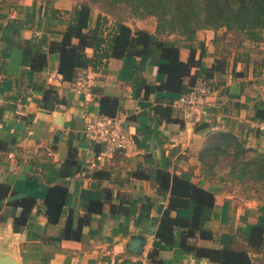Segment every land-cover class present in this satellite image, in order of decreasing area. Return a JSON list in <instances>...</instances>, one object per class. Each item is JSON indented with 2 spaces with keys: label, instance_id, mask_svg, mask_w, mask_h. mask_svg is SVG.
I'll return each instance as SVG.
<instances>
[{
  "label": "crops",
  "instance_id": "1",
  "mask_svg": "<svg viewBox=\"0 0 264 264\" xmlns=\"http://www.w3.org/2000/svg\"><path fill=\"white\" fill-rule=\"evenodd\" d=\"M45 3L0 1V140L6 141L0 145V182L10 188L0 197V249L17 264H216L180 246L181 228H176L171 244L155 237L161 215L191 217L194 204L190 200L186 207L169 208L168 192L153 179L158 168L179 173L214 192V204L205 222L213 237H194V243L218 247L232 242L244 247L241 233L249 231L264 202L246 200L225 190L217 178L219 174H207V165L201 162L198 152L206 132L220 128L240 135L247 145L264 148V119H251L253 103L264 99V74L255 78L251 63L237 61L234 71L242 73L234 76L232 59L227 61L221 86L236 96L222 95L216 102L217 92L211 95L208 114L198 122L185 121L172 106L169 112L155 110L158 102L164 105L176 92L156 87L165 74L145 54L109 57L104 67L87 68L88 94L76 92L71 81L62 79L56 69L57 52L48 53L41 70L30 68L35 50H46L48 41L59 38L70 20L71 2L51 0L47 14ZM154 29L155 25L148 30ZM208 34L205 40L204 35H198L206 46L202 68L216 56L208 45ZM198 42L196 58L201 47ZM87 51L90 53L91 48ZM188 54L189 48L180 46V59L186 60ZM200 67L192 66L191 73ZM187 82L185 77V90L190 85ZM49 84L55 86L61 100L50 99L42 105V91ZM258 85L260 90L256 89ZM103 94L117 98L132 143L111 158L98 161V146L83 135V115L99 112L98 98ZM235 101L241 104L239 108L234 106ZM70 148L75 162L70 172L63 174ZM233 158V152H226L218 162L228 164ZM134 170L149 176L134 175ZM52 184L67 188L56 222H49L44 212L43 199ZM24 195L35 197L37 204L27 223L16 229L13 218L21 206L10 201ZM90 201L100 203H92L90 211ZM86 213L88 221L79 227L78 238L62 236L68 219L69 227L76 229L79 217ZM131 236L141 238L137 245L140 251L128 248ZM154 249L153 256H149ZM251 255L253 264H264V253Z\"/></svg>",
  "mask_w": 264,
  "mask_h": 264
},
{
  "label": "trees",
  "instance_id": "2",
  "mask_svg": "<svg viewBox=\"0 0 264 264\" xmlns=\"http://www.w3.org/2000/svg\"><path fill=\"white\" fill-rule=\"evenodd\" d=\"M1 1V0H0ZM11 3L16 0H10ZM44 14L51 10L50 1L45 0ZM106 2L109 6L126 4L133 15L143 18L153 15L156 25L153 32L146 28H132L122 19L109 20L104 13H97L91 23L92 3ZM69 22L61 31L60 37L50 39L47 49L37 48L30 59V68L41 70L47 63V55L57 52L56 69L64 80L72 81L80 69H99L106 65L109 57H122L128 53L145 54L149 62L156 65L157 70L164 73L165 77L157 83L156 87L162 90L176 92V95L185 91V77L188 84L196 79L206 81L217 90L216 102L221 101V96L234 97L228 92L223 79L213 81L214 77L223 75L226 71L227 56L216 55L214 61L205 68L200 67L201 56L205 47L201 43L199 56L195 57V51L199 46L197 32L200 29H211L214 32L211 41L216 42L217 32L220 28L224 31L234 30L239 34L237 45L242 47L246 40L247 46L243 51L232 56V75L236 76L242 71H234L237 61H243L246 65L252 64L255 78L264 74V0H83L75 3L70 10ZM174 33L170 38L168 35ZM180 46L189 48L188 58L182 60L179 57ZM87 48H91L88 53ZM255 48V49H254ZM261 52L256 59L253 51ZM216 54V53H215ZM192 66H199L196 73H191ZM264 78V76H263ZM221 86V89H220ZM219 89V90H218ZM174 96L154 106L156 111L169 112ZM50 99L56 101L59 98L55 86L49 84L43 88L41 103L46 105ZM163 105V106H162ZM240 103L234 102L236 108ZM98 110L101 113L113 115L118 110L117 98L111 95H100L98 98ZM251 119L260 121L264 119V99L256 100L252 105ZM204 124V123H203ZM198 157L207 167L205 171L209 175L218 172L217 162L221 154L233 152L234 158L226 166V174L219 175L220 182L227 179H247L251 183H264V148L258 145H247L240 135L230 129H213L206 132ZM6 141L0 140V145ZM75 162L73 151L69 149L63 174H68ZM134 175L149 176L143 171L134 170ZM153 179L160 189L168 192V207H186L190 200L194 201L191 217L180 215H161L154 230V235L161 242L171 244L174 241L176 228H181L180 246L195 250L196 254L208 258L216 264H253L252 253H264V209L261 210L255 222L247 233H241L244 247H237L232 242L222 243L218 247L197 245L192 241L194 237L212 238L213 232L205 222L208 219V209L214 204V192L202 185L193 182L189 178L171 172L164 168H158L153 174ZM10 192L9 185L0 182V197ZM67 188L63 184H52L44 197V212L49 222H56L61 214L65 201ZM10 203L21 206L20 213L13 218L14 228L24 226L30 216L32 208L37 204V199L30 195L15 198ZM88 210L91 211L90 201ZM87 213L79 217L78 227L71 229L69 219L62 229V236L78 238L80 226L88 221ZM155 249L149 252L153 256Z\"/></svg>",
  "mask_w": 264,
  "mask_h": 264
},
{
  "label": "built area",
  "instance_id": "3",
  "mask_svg": "<svg viewBox=\"0 0 264 264\" xmlns=\"http://www.w3.org/2000/svg\"><path fill=\"white\" fill-rule=\"evenodd\" d=\"M71 88L76 92L88 94L86 69L78 70L71 81ZM215 92L206 81L196 79L188 89L173 97L171 106L185 121L198 122L207 116L208 98ZM124 115V112L119 110L113 115L101 112L84 113L83 135L98 146L96 160L109 159L117 152L130 147L132 136L124 128Z\"/></svg>",
  "mask_w": 264,
  "mask_h": 264
},
{
  "label": "rangeland",
  "instance_id": "4",
  "mask_svg": "<svg viewBox=\"0 0 264 264\" xmlns=\"http://www.w3.org/2000/svg\"><path fill=\"white\" fill-rule=\"evenodd\" d=\"M54 1V0H52ZM68 1L69 3L71 2V7L75 3H78L83 0H65ZM66 11V10H64ZM104 13L105 15L108 16L109 20L113 19H122L126 20L132 28L142 26L144 28L152 29L154 25H156V18L153 15H147L143 18L137 17L136 15H133L132 12L130 11V8L126 4H117L115 6H109L106 2H98V3H92V10H91V23L95 20V17L97 13ZM208 29V28H207ZM209 32H205L203 29L198 30L197 34V40L201 41V43L204 42L206 39V33H209L208 36H210V39H208V45L211 47V49L216 53V55L220 56H227L229 58L228 63H230V59H232V56L235 53H238L240 51H243L248 44L246 40L243 41V46L240 47L237 45V40L239 38V34L235 32L234 30H229V31H224L223 28H220L217 32V37H216V42H212V35H214L213 30H207ZM174 33H171V37L173 36ZM198 35L201 37L203 36V39L198 38ZM169 36V35H168ZM207 36V37H208ZM205 37V38H204ZM211 42V43H210ZM204 46V43L202 44ZM206 48V46H205ZM200 49V48H199ZM255 49V48H254ZM252 55L256 58L259 59L261 57L262 53L256 51H253ZM224 75V74H223ZM219 79H223V76H215L213 81H219ZM257 90H260L261 87L260 85L257 86ZM219 90V89H218ZM217 92V90H216ZM215 92V93H216ZM225 159V158H224ZM223 161H219L217 163L218 167V174L219 175H224L226 174V166L227 164L222 163ZM218 178V176H217ZM252 182V181H251ZM249 180L244 179L240 181L239 179H227L224 182H221V185L225 190L228 191H233L234 193H237L241 196H243L246 200H254L258 201L259 199L261 202H264V183H251ZM264 204V203H263Z\"/></svg>",
  "mask_w": 264,
  "mask_h": 264
},
{
  "label": "water",
  "instance_id": "5",
  "mask_svg": "<svg viewBox=\"0 0 264 264\" xmlns=\"http://www.w3.org/2000/svg\"><path fill=\"white\" fill-rule=\"evenodd\" d=\"M141 242V238L138 236H131L129 239L127 246L130 250L134 252L140 251L139 243ZM0 264H17L16 260L13 259L10 255L5 254L2 249H0Z\"/></svg>",
  "mask_w": 264,
  "mask_h": 264
}]
</instances>
